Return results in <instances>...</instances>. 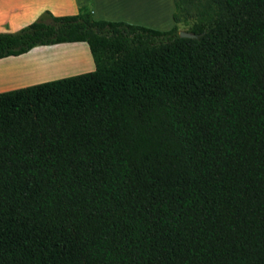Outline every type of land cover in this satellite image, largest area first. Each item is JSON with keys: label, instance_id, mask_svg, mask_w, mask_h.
<instances>
[{"label": "trees", "instance_id": "obj_1", "mask_svg": "<svg viewBox=\"0 0 264 264\" xmlns=\"http://www.w3.org/2000/svg\"><path fill=\"white\" fill-rule=\"evenodd\" d=\"M173 6L168 31L82 8L0 33V60L94 66L0 93V264H264V0Z\"/></svg>", "mask_w": 264, "mask_h": 264}, {"label": "rangeland", "instance_id": "obj_2", "mask_svg": "<svg viewBox=\"0 0 264 264\" xmlns=\"http://www.w3.org/2000/svg\"><path fill=\"white\" fill-rule=\"evenodd\" d=\"M91 1L95 20L124 22L158 31H168L174 25L173 0ZM87 6L85 8L91 10ZM192 23L178 25V31L189 30ZM93 69L85 43L38 46L25 55L0 60V93L84 74Z\"/></svg>", "mask_w": 264, "mask_h": 264}, {"label": "crops", "instance_id": "obj_3", "mask_svg": "<svg viewBox=\"0 0 264 264\" xmlns=\"http://www.w3.org/2000/svg\"><path fill=\"white\" fill-rule=\"evenodd\" d=\"M87 5L93 17L95 12L91 0H0V33H15L45 12L54 17L70 16L79 13Z\"/></svg>", "mask_w": 264, "mask_h": 264}, {"label": "water", "instance_id": "obj_4", "mask_svg": "<svg viewBox=\"0 0 264 264\" xmlns=\"http://www.w3.org/2000/svg\"><path fill=\"white\" fill-rule=\"evenodd\" d=\"M178 36L180 38H186V39H196L197 38L196 35L189 33V32H185V31L178 32Z\"/></svg>", "mask_w": 264, "mask_h": 264}, {"label": "bare ground", "instance_id": "obj_5", "mask_svg": "<svg viewBox=\"0 0 264 264\" xmlns=\"http://www.w3.org/2000/svg\"><path fill=\"white\" fill-rule=\"evenodd\" d=\"M20 66V65H19ZM39 69V68H38ZM39 71V70H38ZM38 74V73H37Z\"/></svg>", "mask_w": 264, "mask_h": 264}]
</instances>
